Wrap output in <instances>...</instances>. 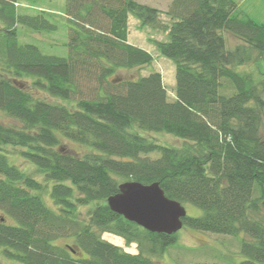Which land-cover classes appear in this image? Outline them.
Masks as SVG:
<instances>
[{"label": "trees", "instance_id": "1", "mask_svg": "<svg viewBox=\"0 0 264 264\" xmlns=\"http://www.w3.org/2000/svg\"><path fill=\"white\" fill-rule=\"evenodd\" d=\"M17 1L0 0V113L19 124L0 120V253L19 264H156L152 258L177 233L146 231L106 202L132 181L158 183L166 197L202 211L183 218V227L244 234L240 264H264V24L239 11L236 0H172L168 26L157 9L135 0H65L71 27L68 55L59 57L19 43L18 26H57L42 11L18 12ZM128 16L141 29L167 32L166 41L152 42L174 64L172 100L159 72L116 77L153 61L127 42ZM223 33L238 44L227 48ZM22 79L51 98L70 101L84 88L87 98L73 108L35 99ZM142 132L183 145H160ZM13 154L43 181L11 164ZM103 233L135 244L137 253ZM63 237L70 243L60 247Z\"/></svg>", "mask_w": 264, "mask_h": 264}, {"label": "rangeland", "instance_id": "2", "mask_svg": "<svg viewBox=\"0 0 264 264\" xmlns=\"http://www.w3.org/2000/svg\"><path fill=\"white\" fill-rule=\"evenodd\" d=\"M135 1L150 7L160 8L169 7V4L172 2V0ZM236 2L239 11H241L243 14H246L254 21L260 24H264V0H236ZM16 8L20 13H29L31 15L40 13L42 11L57 26V29L53 32H36L28 28L18 26L17 31L19 43L35 45L41 50V52L48 55H55L59 57H66L68 55V48L66 46L68 34L67 29L71 26L67 23L64 17V7L61 3H59V1L37 0L33 3H28L26 1L20 0L16 2ZM166 16H163L164 19L160 21L165 22L168 26L171 21H168ZM148 30L149 31L146 30L147 39L152 44V40H163L164 37H166V34L161 30H157L156 32L150 29ZM223 36L225 38L227 48L232 49L236 44H238L237 40L230 34L223 33ZM153 46L155 45L153 44ZM157 52L158 50L155 47V51L153 54L155 55ZM157 54H159V52ZM159 56L160 57L158 61L153 60V62L148 66L117 72L116 77H120V79H126L129 78V76L139 77L153 71L159 72L163 77L162 80L166 89L167 99L170 101L175 96V68L174 64L169 59L161 56L160 54ZM155 58H158V56H156ZM249 66L250 65L243 66V70H249ZM20 82H23L22 84L26 86L28 92L35 99L50 103H59L73 108L79 98H87L86 88L83 89V92L69 101L51 98L44 91L36 89L35 87H31L30 79H22V81L20 80ZM0 120L6 124H12L15 126L19 125L16 121L6 117L2 113H0ZM141 134L145 135L146 137L160 145L171 146L175 148L181 147L183 145V140L175 138L172 135L164 133L147 134L143 132ZM63 145H65L66 148H72L79 153H82V151L84 150L83 147H80L76 144L68 145L67 143L63 142ZM158 155L159 154L157 152L151 154L152 157H158ZM8 160L11 164L19 166L22 171L31 175L36 180L41 182L43 181L41 175L36 172L35 167L29 162L24 161L18 154H13V156L8 155ZM44 199L46 203L50 205V200L47 198L46 194L44 195ZM183 206L185 207L186 216L188 217H198L202 214V211L192 204L185 203L183 204ZM85 211L86 209H82V217L84 216ZM83 219L87 221V217H84ZM176 236L177 241L172 244L161 257L152 258V260H154L156 264H240L245 259L239 251L240 242L246 238L244 234H239L237 236H225L195 231L184 226L177 232ZM101 237L112 244L118 241L123 250L130 254L137 253L135 244L125 246L122 240H119V237L118 239L116 238V236L108 233H103ZM69 243L70 240L65 237L60 238L56 241V244L60 247H65V245ZM0 264L19 263L6 259L0 253Z\"/></svg>", "mask_w": 264, "mask_h": 264}, {"label": "water", "instance_id": "3", "mask_svg": "<svg viewBox=\"0 0 264 264\" xmlns=\"http://www.w3.org/2000/svg\"><path fill=\"white\" fill-rule=\"evenodd\" d=\"M107 198L109 209L125 220L152 233L171 235L183 227L185 207L165 196L158 183L143 185L127 181ZM71 250V249H70Z\"/></svg>", "mask_w": 264, "mask_h": 264}, {"label": "crops", "instance_id": "4", "mask_svg": "<svg viewBox=\"0 0 264 264\" xmlns=\"http://www.w3.org/2000/svg\"><path fill=\"white\" fill-rule=\"evenodd\" d=\"M55 1H59V3H61L63 5V7H65V0H55ZM152 8H155L158 11H160L159 19L163 20L164 19L163 16H166L165 12L167 11L168 7H163V8L152 7ZM166 17H167L168 21H170L169 17L168 16H166ZM162 24L167 26V24L165 22H162ZM148 29H150V28L144 27L141 29L139 27V21L136 18H134L133 16H128V19H127V31H128L127 42L130 45L137 46V47L147 51L148 53H150L152 55L153 60L158 61L160 56H159V54H157L158 52L155 55L153 54L155 51V46H153V44L151 42H149L147 39V33L146 32L149 31ZM150 30H152V29H150ZM152 31L156 32L157 30H152ZM163 33L166 34V37H164L163 40H157V41H166L167 40V32L163 31ZM145 34H146V38H145ZM156 56H158V58H155ZM116 238H118V237H116ZM119 240H122V239L120 238ZM122 242H123V240H122ZM114 244L121 247V245L118 241L114 242Z\"/></svg>", "mask_w": 264, "mask_h": 264}]
</instances>
